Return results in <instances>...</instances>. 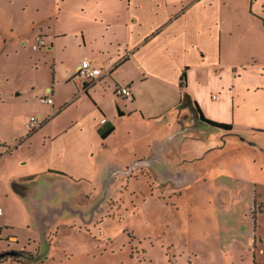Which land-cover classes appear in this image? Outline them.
Instances as JSON below:
<instances>
[{
	"label": "rangeland",
	"instance_id": "374dc122",
	"mask_svg": "<svg viewBox=\"0 0 264 264\" xmlns=\"http://www.w3.org/2000/svg\"><path fill=\"white\" fill-rule=\"evenodd\" d=\"M115 1V6H108L110 12L117 14L125 5L126 13L136 14L130 20L140 16L146 30L156 14H176L182 8L200 20L205 17L207 22L221 23L220 47L211 39L203 46L204 63L199 62L195 52L185 59L192 66L191 90L208 99L210 113L218 115L214 109L220 108L219 98L231 101L237 95V114L229 121L233 125L231 134L224 135L223 129L202 122L193 107L178 104V124L189 136L185 146L190 153L186 156L197 158L181 166L182 173L185 169L191 172L188 184L177 189L176 180L158 179L151 165L139 162L129 165L135 170L132 168L134 173L127 181L126 174L118 169L111 172L110 177L116 179L111 178L110 183L108 174H99L93 183H87L84 193L72 197L81 211L72 204H59L55 206L57 211L47 212L53 213V222L48 223L46 230L50 233L44 238L39 232L42 228L35 223V211L7 182V177L14 174V160L1 157L0 206L4 212L0 214V224L5 228L0 233V252H32L38 260L8 257L0 264H264V127L252 125L264 121V112L255 111L264 103V21H258L264 14V0H166L167 4L157 0L158 7L154 0H138L137 9L127 8L128 0ZM93 2L0 0V35L7 40L6 49L0 50V137L17 141L23 120L56 106L55 94L54 104L41 101L45 86L54 83L59 96H68L72 87L79 88L74 82L72 86L65 81L75 61L86 55V51L81 55L85 41L78 28L95 29L88 19L82 18L86 13L97 12ZM78 4L85 7L80 11L82 16ZM44 32L53 42L51 49L46 42L39 43L40 39L45 41ZM58 32L65 35L55 37ZM114 32L115 29L110 37L115 38ZM23 39L27 43L21 45ZM105 40L102 35L98 37L97 46ZM2 41L0 37V45ZM135 69V64L128 63L116 71L122 78L128 72L134 74ZM139 73L142 74L138 69ZM155 84L159 83L149 77L138 85L154 90ZM111 86L118 88L115 82ZM160 88L168 96L173 95L168 86V90ZM113 90L107 88L101 97L119 116L122 103H133ZM80 96L67 112L34 135V152L43 143L44 135L55 132L69 117L90 118L97 105L90 96ZM203 103L206 106L204 100ZM228 109L226 116L230 117L233 107ZM170 114L167 115L172 121ZM125 117L132 122H125ZM13 119L18 121L14 128ZM134 119V115L122 117L116 134L109 140L114 148L124 144L117 153L120 161L131 162L136 152L146 150L141 139L156 131L139 127ZM151 123L156 125L158 121ZM247 128L257 132L254 137L248 134V143H241L235 134L243 132L246 138L245 133L250 131ZM86 193L89 199L84 196ZM45 201L53 203L49 198ZM9 235L16 236L17 241Z\"/></svg>",
	"mask_w": 264,
	"mask_h": 264
},
{
	"label": "crops",
	"instance_id": "0c3cea01",
	"mask_svg": "<svg viewBox=\"0 0 264 264\" xmlns=\"http://www.w3.org/2000/svg\"><path fill=\"white\" fill-rule=\"evenodd\" d=\"M114 2L116 1L103 0L101 2V0H94L93 4L96 5L97 12L91 15V12H89L88 15L86 13L83 16L80 11L85 9V7H79L78 4L79 14L82 18L88 19L91 27L94 26L95 28L90 29V31L84 26H79L78 28L86 47V49L84 47L81 55L84 51H86V55L83 54L75 61L65 83L70 82L73 86L74 82L79 88L72 87V91L68 96H59L53 82V86H45L41 89V94L44 96L51 95L53 98L55 94L57 102L52 109L37 115L40 119V125L35 129V132L30 136L28 135L31 130H34L30 125V118L33 116L31 115L19 125L21 132L18 134L17 141L11 142L6 137H0V158L10 157L15 162L14 174L7 177V182L15 193L18 192L13 188L14 182L23 186L24 194H18L28 201V207L32 209V212L35 211V223H38L39 227L42 228V231L39 232L43 234V238L50 233L46 230L48 223L53 222L52 217H50L53 213L47 214V212L57 211L59 208L55 209V206L59 204H63L64 207L72 204V206H75V210L80 209L81 207L75 204L72 197L79 192L84 193V188L88 189L90 183H93L99 174H108L109 179L107 177L108 180H106L110 183L112 181L110 180L112 178L110 174L113 170L118 169V172L125 171L133 162L148 159L152 167L151 170H154L153 174L158 175V179L161 178L167 180V182L176 179L178 187L175 188L177 189L188 184L191 172H187L186 170L188 169H185L184 173L179 170H181V166L197 158L186 156V153H190L185 146L186 139L189 136L187 132L184 133L181 130L177 121V106L184 90L198 101L204 114L211 119L231 123L229 121L235 119L237 114V106L235 105L237 95L232 96L231 101H229L230 98H219L217 106L220 108H215L216 104L211 101L210 105L215 108V111L218 110V115L216 116L208 111L210 108L208 107V99L199 94L195 95L190 87L192 66L185 58L189 53L195 52L197 55L199 54V62L204 63L206 61V53L202 51L203 46L212 39L220 47V22L211 23L210 20L207 22L205 17L204 22V18L200 20L192 16L187 8H182L181 12L176 14L168 15L167 13L160 17L156 14L155 18L152 19V26L146 30L143 26L144 21L140 16L137 15L138 17H132L133 21L130 20L131 16L136 14L133 15L129 11L126 13L125 5L117 14L110 12L108 6H115ZM164 3L167 4L168 2L165 0ZM154 4L158 7L157 0H154ZM128 5L129 7L127 6V8L137 9L139 2L138 0H128ZM261 15L263 16L262 19L258 20L259 22L264 20V14L261 13ZM43 28H41L42 31H45ZM194 28L196 31H193ZM114 29L113 35H115V38L110 37V33ZM92 30L93 32H91ZM212 31L215 34H212ZM63 35L65 33L58 32L55 37ZM101 35L106 40L102 45L97 46L98 37ZM43 36L47 43V48L51 49L53 42L48 38L47 32H44ZM0 37L3 40L0 50L6 49V37L1 35ZM25 43H27V40L23 39L20 44ZM87 46L89 47L87 48ZM85 59H89L93 64L102 67L104 74L93 82H75L76 71ZM120 61L122 63L116 66ZM128 63L135 64V73L129 74L128 72L124 77L119 78L116 70L120 66H126ZM186 66L188 67L187 83L182 88L180 86L181 75ZM137 68L142 74L139 73L137 75ZM149 77L159 83L155 84L154 90H145L138 85ZM113 81L117 85L125 81L124 85L130 86L134 95V99L130 101L133 103L132 105L122 103L124 106L122 111L125 112L123 116H118L112 106H106V102L101 97L107 91V88L114 89L113 91L117 90L111 86L114 83ZM162 86L167 90L171 88L173 95L168 96V93L164 92L163 88H160ZM80 95L90 96L94 104L97 105V109L91 114L90 118H82L81 116L69 117L68 120L58 125L55 132H52V134L48 133L50 135H44L43 143L38 146L37 152H34L35 145L32 141L34 135L41 130H45L49 124L67 112L69 106L79 100ZM214 96L215 94L211 98L214 99ZM203 100L207 103L206 106L208 105V112L205 109L206 106ZM229 106L233 107V114L230 117L226 116V110H229ZM238 106L239 108L241 107L240 105ZM255 111L264 112V103L258 105ZM168 113H171L172 121L169 120ZM129 115H134L137 118L133 122L139 127L142 126L156 131L153 135L144 136L141 139L145 142L143 144L146 150L136 152L131 162H125L123 160L120 161V154H117L120 153L119 148L124 144L121 143L119 148H114L109 140L111 136L116 134L117 126L123 120L128 123L132 122L126 117L122 120V117ZM103 118L106 119L105 122H111L115 125V130L105 139L101 138L98 132V128L104 124L102 122ZM151 121H158V123L152 125ZM11 124L12 128L18 126L17 119H13ZM150 124L151 126H149ZM252 125L261 128L264 127V121L262 123L255 122ZM247 129H250V131L245 133L244 136L246 138L243 137V132L240 135L235 134L239 136L241 143H248V134L250 133L254 137V132H257V130L252 128ZM224 132V135L231 134V130H224ZM227 142L226 140L225 143ZM165 164H168V166L165 167ZM172 186L173 184H170L171 188ZM69 189H72L71 192H69ZM64 191L66 192L63 193ZM89 194L91 195L92 193ZM84 196L89 199L88 193ZM46 198H49L53 203L49 204L45 201ZM53 198L55 200L59 198V201H53ZM83 209L88 208L84 207ZM3 212L4 209L2 208L1 213ZM0 226L2 225L0 224ZM2 227L4 231L5 227ZM9 236L17 241L16 236Z\"/></svg>",
	"mask_w": 264,
	"mask_h": 264
},
{
	"label": "trees",
	"instance_id": "16d2710c",
	"mask_svg": "<svg viewBox=\"0 0 264 264\" xmlns=\"http://www.w3.org/2000/svg\"><path fill=\"white\" fill-rule=\"evenodd\" d=\"M264 21V20H263ZM122 61L118 62L116 66H119V64H121ZM187 69L188 67L186 66L185 70L183 71L182 75H181V82H180V86L183 88L186 83H187ZM122 86V85H118V88ZM128 86V85H127ZM118 88L116 90V92H118ZM180 105H183V107L185 106H189V107H193L194 109H196V111L198 112V115H199V118L201 121L213 126V127H216V128H220V129H223V130H232L233 128V125L232 123H227V122H221V121H216V120H213L209 117H207L204 112L202 111L199 103L197 100L193 99L190 95V93H188L186 90H184L182 92V97H181V100H180ZM35 129L34 130H31L29 132V136L35 132ZM115 130V125L111 122H104V124L102 126H100L98 128V132L101 136V138L105 139L107 136H109L113 131ZM22 185H20L19 183L17 182H14L13 183V188L16 192L20 193V194H24L23 193V186L21 187ZM3 232V227L0 226V233ZM20 254H14V255H3L0 257V262L5 260L6 258L8 257H13V258H18V257H23V258H26L28 261H34L35 260L37 261L38 259L36 254L32 253V252H27V251H18ZM25 254V255H24Z\"/></svg>",
	"mask_w": 264,
	"mask_h": 264
},
{
	"label": "built area",
	"instance_id": "2783aa9c",
	"mask_svg": "<svg viewBox=\"0 0 264 264\" xmlns=\"http://www.w3.org/2000/svg\"><path fill=\"white\" fill-rule=\"evenodd\" d=\"M40 45L45 43L44 39L39 40ZM38 44H35L34 47H37ZM103 70L102 67L97 66L93 64L89 59H85L81 62L80 66L78 67L76 74H75V81L83 82L84 81H93L103 75ZM118 93L125 98H127L129 101H132L134 99V95L132 93V90L130 86L127 85H122L118 88ZM41 101L43 103L47 104H53L54 103V98L51 95H46L44 97H41ZM105 118L102 119V122H105ZM39 117L38 116H31L30 118V125L31 127H36L39 124ZM2 211V208L0 207V213Z\"/></svg>",
	"mask_w": 264,
	"mask_h": 264
},
{
	"label": "flooded vegetation",
	"instance_id": "af4514ba",
	"mask_svg": "<svg viewBox=\"0 0 264 264\" xmlns=\"http://www.w3.org/2000/svg\"><path fill=\"white\" fill-rule=\"evenodd\" d=\"M203 122V121H202ZM205 123V122H204ZM207 124V123H206ZM142 163V164H146V165H150V161L148 162V159L146 160V159H142V160H140L139 161V163ZM138 163V162H137ZM143 166V165H142ZM132 168H134V170H135V166L133 167V165H132V167L130 166V167H128L125 171H123L124 172V174H126V181H127V178H128V176H130L132 173H134V171L133 172H131L132 171ZM179 171H181V170H179ZM129 172V173H128ZM131 172V173H130ZM113 178V177H112ZM116 178H113V181L115 180ZM173 180V179H172ZM171 180V181H172ZM174 180H176V179H174ZM177 181V180H176ZM178 183V182H177Z\"/></svg>",
	"mask_w": 264,
	"mask_h": 264
},
{
	"label": "water",
	"instance_id": "95a60500",
	"mask_svg": "<svg viewBox=\"0 0 264 264\" xmlns=\"http://www.w3.org/2000/svg\"><path fill=\"white\" fill-rule=\"evenodd\" d=\"M119 114L120 115H123L125 114L124 111H122L121 109H119ZM14 255V254H20L18 251H15V250H8V251H4V252H0V257L3 256V255Z\"/></svg>",
	"mask_w": 264,
	"mask_h": 264
}]
</instances>
